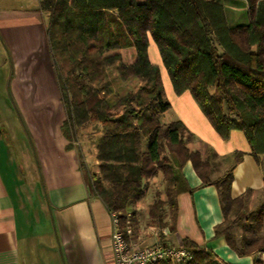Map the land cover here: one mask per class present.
I'll return each mask as SVG.
<instances>
[{
    "label": "trees",
    "instance_id": "16d2710c",
    "mask_svg": "<svg viewBox=\"0 0 264 264\" xmlns=\"http://www.w3.org/2000/svg\"><path fill=\"white\" fill-rule=\"evenodd\" d=\"M224 1L41 0L39 11L47 16L44 36L65 109L67 149L84 135L94 143L97 171L84 175L89 196L123 231L151 181L161 180L165 199L155 192L147 219L162 243L161 231L175 230V200L187 191L181 170L190 162L200 187L218 193L223 221L214 236L245 257L264 254V201L250 209L252 191L231 197L242 155L223 164L207 147L191 150L193 136L180 121L160 123L170 104L147 54L150 36L174 93L187 91L222 140L242 132L258 161L264 156V0H243L249 21L235 27L227 24ZM181 244L192 257L187 264H226L206 247Z\"/></svg>",
    "mask_w": 264,
    "mask_h": 264
},
{
    "label": "crops",
    "instance_id": "0c3cea01",
    "mask_svg": "<svg viewBox=\"0 0 264 264\" xmlns=\"http://www.w3.org/2000/svg\"><path fill=\"white\" fill-rule=\"evenodd\" d=\"M40 1L0 0V45L10 54L8 92L37 151L36 166L25 157L15 165L8 129L0 130V264H114L111 215L99 200L89 196L81 162L74 149H67L61 131L64 118L44 36L47 16L39 11ZM226 1L227 8L234 9L236 1L225 0V8ZM147 48L149 62L159 68L169 110L176 111L161 115L160 123L180 121L193 136L188 147L196 151L207 147L223 164L227 165L233 154H241L232 171L230 194L238 198L252 191L249 206L255 209L264 201V156L258 161L253 158L242 132L230 131L227 140H222L187 91L174 93L150 36ZM132 53L127 50L125 55L130 59ZM3 132L8 134L5 143ZM36 174L41 189L35 185ZM181 175L187 191L177 195L175 230H162L161 244L179 247L182 239H188L226 264H254L255 260L264 264V254L239 257L222 237L214 236L213 229L223 221L217 190L200 187L201 180L190 162ZM132 233L129 240L138 248L159 242L158 232H152L151 237Z\"/></svg>",
    "mask_w": 264,
    "mask_h": 264
},
{
    "label": "rangeland",
    "instance_id": "374dc122",
    "mask_svg": "<svg viewBox=\"0 0 264 264\" xmlns=\"http://www.w3.org/2000/svg\"><path fill=\"white\" fill-rule=\"evenodd\" d=\"M235 7L230 10L226 5L228 1L225 2L224 14L225 19H227V24L229 27H235V25H245L248 23L249 18L246 16V5H244L241 0H234ZM239 1V2H238ZM11 77V67H10V54L7 52L4 46L0 45V130L3 127H7L9 133V146L12 159H15V165L18 162H21L22 158L29 160L30 164L36 166L37 164V151L36 148L32 145L29 138L28 132L24 126L22 116L19 113L17 107L14 106L13 99L8 92V83ZM53 79L54 78L53 75ZM58 89V86H57ZM59 92V90H58ZM166 99V98H165ZM60 92H59V101H60ZM168 101V100H167ZM169 102V101H168ZM170 104V103H169ZM62 108V114L64 120L65 118V109L62 101H60ZM171 108V107H170ZM176 114L175 108L168 110L163 113V115H173ZM63 120V122H64ZM62 122V123H63ZM1 132V131H0ZM2 134V132H1ZM7 133L3 132L2 139L3 142L8 141L6 138ZM74 151L76 152L77 157L80 162H83L84 167L82 168L85 175L86 172H96V163L94 160V143L86 136L78 137L74 143ZM38 173V172H37ZM35 185L37 188L41 189L42 184L39 180L38 174L35 175ZM163 183L161 180H153L145 191L144 197L138 201L134 206V222L131 223V228L133 232L139 233L140 236L151 237L152 232H157V229L154 227H149L148 225V208L149 205L154 201L156 191L161 194V199H165V194L163 192ZM42 191V190H41ZM41 193V192H40ZM35 197L38 196L37 193L34 194ZM135 230V231H134Z\"/></svg>",
    "mask_w": 264,
    "mask_h": 264
},
{
    "label": "built area",
    "instance_id": "2783aa9c",
    "mask_svg": "<svg viewBox=\"0 0 264 264\" xmlns=\"http://www.w3.org/2000/svg\"><path fill=\"white\" fill-rule=\"evenodd\" d=\"M111 221L110 247L114 264H187L192 259L190 252L182 246H165L155 242L151 246L138 248L129 240L133 234L131 226H126L122 231L114 214Z\"/></svg>",
    "mask_w": 264,
    "mask_h": 264
}]
</instances>
